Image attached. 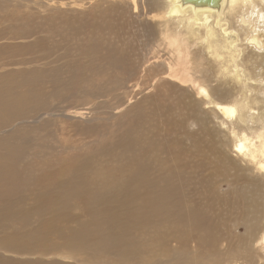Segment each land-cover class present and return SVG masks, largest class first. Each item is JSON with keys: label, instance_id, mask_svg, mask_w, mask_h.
Listing matches in <instances>:
<instances>
[{"label": "bare ground", "instance_id": "bare-ground-1", "mask_svg": "<svg viewBox=\"0 0 264 264\" xmlns=\"http://www.w3.org/2000/svg\"><path fill=\"white\" fill-rule=\"evenodd\" d=\"M0 3V215L8 217L6 221L21 218L13 217L20 215L16 205L28 198L49 197L48 208L61 209L69 200L81 199L89 208L104 206L100 212L104 214L110 212L107 207L113 202L117 206V197L124 205L139 195L137 213L146 209L153 218L168 217L170 242L182 247L169 251L174 260H197L188 255L194 242L202 252L212 249L209 264H264V203L258 198L264 197V100L258 96L264 95V53L251 61L239 48L246 43L264 50V0H100L90 9L71 10V16H62V10V14L48 13L40 0L29 3L34 8ZM83 3L76 0V5ZM150 15L154 22L146 23L142 18ZM141 24L148 25L147 31L137 30ZM150 60L164 62L151 69ZM223 72L233 75L234 82L250 86L252 94L248 96L245 90L234 94L235 88L219 81L217 75ZM127 79H136L133 89L142 86L143 90L151 82H174L198 100L191 113L211 109L213 120L220 118L224 126L231 122L226 129L234 138L226 145L215 143L210 154L213 162L222 165L229 194L235 197L221 199L213 191L205 204L188 201L185 190L177 188L187 189L190 178L160 162L153 151L159 148L156 142L140 141L144 134L128 137L132 140L126 147L133 150L117 167L121 174L124 171L120 180L111 171H97L93 177L88 163L80 165L88 175L77 180L80 167L75 164L87 160H79L78 152L69 154L68 150L85 149V142L59 146L63 135L59 124L66 122L61 117L78 106H90L89 110L98 112L87 133L103 130L105 117L100 110L110 108L108 100L116 97L121 81ZM121 94L126 97L127 91ZM136 108L139 122L145 118L144 109ZM193 123L207 133L199 118ZM196 149L192 146L186 152L190 155ZM152 173L160 175L158 181ZM58 189L70 193L63 203L58 201ZM218 206L230 214L232 223L240 216L246 221L245 234L235 244L223 246L227 247L224 251L211 240L215 222L209 211L219 210ZM106 223L108 229L117 230L115 235L107 234L105 242L129 248L135 244L127 239L125 224L115 216ZM173 225L185 230L176 235ZM203 233L207 240L202 239ZM16 236L13 233L10 238L12 246Z\"/></svg>", "mask_w": 264, "mask_h": 264}, {"label": "rangeland", "instance_id": "rangeland-1", "mask_svg": "<svg viewBox=\"0 0 264 264\" xmlns=\"http://www.w3.org/2000/svg\"><path fill=\"white\" fill-rule=\"evenodd\" d=\"M1 1L28 4L31 8H34L32 4H29L32 1L35 4L39 3V0ZM45 1L40 0V4L46 6L49 10L48 13H61L62 10V16H71L73 13L71 10L77 11L76 9L79 10L80 7L83 10L90 9L100 0H83L84 3L81 5H76V0H56L55 3H50V0L49 2ZM47 4L50 6L47 7ZM90 5L91 7H89ZM51 6L55 8L51 9ZM57 9L58 11H56ZM136 14H132V16ZM142 19L146 23L153 21L151 15ZM147 28V24H141L140 29L137 28V30L143 33L147 31ZM257 33L262 32L257 31ZM11 42L17 43L18 41ZM245 45L248 48H245ZM239 48L251 61L259 60V55L264 53V50L254 49L246 43L239 44ZM166 57L168 58V55L164 56V58ZM160 62L164 61L160 60L158 63H154L153 60H150L148 66L153 69ZM161 69L162 67L159 68V70ZM217 77L225 87L235 88L234 94L242 93L244 90L248 96L252 94L250 86L234 82L235 78L229 73L223 72L222 76L217 75ZM135 81L136 79L121 81L122 89L116 92L115 98L111 97L108 100L107 104L110 108L100 110V113L105 117L103 130L87 133V128L95 125L94 116L98 112L89 110L90 106H78L76 109L65 112V116L61 117L66 122L64 125L59 124L63 130L62 142L59 146L62 148L65 143L69 147L73 146L75 141L85 142V149L68 150L69 154L78 152L79 160H87L75 164L80 167L77 180L88 175L80 166L84 163H88L87 169L91 171L93 177L96 176L97 171L101 173L111 171L113 178L120 180L124 171L121 174L117 167L133 150V147H126L132 140L128 137L134 139L140 134H144L140 141L156 142L159 148L153 151L158 153L160 162L168 163L178 172H182L185 177L190 178L186 186L188 190L183 187L177 188L185 190L188 201L205 204L206 197L213 191L214 196L219 194L221 199H225L222 198L224 196L228 200L232 199V195L235 197L233 193L229 194L230 187L226 184L224 178L226 175L222 172V165L213 162L210 154L212 145L215 143L226 145L229 138H234L231 131L226 129L231 122L226 121L224 126L221 124L220 118L216 121L213 120L211 109L200 108L196 113H191L198 100L194 94L185 90V87H177L174 82L162 81L158 84L151 82L152 87L149 86L148 89L143 90L142 86L133 89ZM242 81H244L243 77ZM180 83L182 84V82ZM246 87L249 88L246 90ZM123 90L127 91L126 97L121 94ZM193 92L195 93V91ZM258 96L264 100L262 93H258ZM137 105L144 109L143 114L145 115V118L139 122H136L139 112L136 108ZM113 107L116 108L113 109ZM100 113L99 117L102 116ZM186 116H189L190 119ZM198 118L204 123L207 133H204L198 125L192 124L193 119ZM102 132H105L104 136L101 135ZM189 134H193L194 137H190ZM103 138L104 140H100ZM192 146L197 149L189 155L187 152L192 151ZM197 150L201 152L197 153ZM151 177L158 181L160 175L152 173ZM200 183L208 185V187H201ZM49 184L50 186L54 185L53 179H50ZM236 188L239 187L236 186ZM57 194L59 195L58 201L61 203L65 202L64 200L68 199L67 197L70 195L69 192L60 189L57 190ZM258 198H261L264 203V197ZM53 201L56 202L54 199ZM140 201L141 197L134 195L129 202L122 205L120 197H117V206L113 202L112 207H107L110 212L100 214L104 206L89 208L81 199H71L66 203L65 209H61L48 208V204L51 202L49 197L41 200L28 198L22 204L16 205L20 215L13 216L25 218V222H22L21 218L6 221L8 217L0 215V264H209L207 258L213 254L212 249L207 253L202 252L200 246H196L194 242L191 244L190 251H187L189 256L195 255L197 260L191 263L185 260H174L173 254L170 252L179 244L176 245L174 241L170 242L171 224L168 222V217L165 214L156 215L153 218V215L146 209L137 213ZM218 207L219 210L214 208L209 211V216L215 222L211 240L218 242L221 251H224L227 247L223 246L235 244L237 239L245 234L246 221L245 216H240L234 224L231 222L230 214L220 206ZM235 212L239 213V209H235ZM112 216L125 224L127 239L135 243L132 247L129 248L125 244L113 246L105 242L106 235H115L117 230V227L111 229L107 227V219ZM215 216L217 218H214ZM184 230V228H178L176 229L178 233L176 234L175 231L172 234L181 235ZM13 233L17 235L14 239L15 246L10 244ZM206 235L203 233L202 239L207 240ZM193 240L195 241V238ZM126 247L129 248L128 251L125 250ZM179 248L182 249V247ZM224 258L227 257L224 256Z\"/></svg>", "mask_w": 264, "mask_h": 264}]
</instances>
